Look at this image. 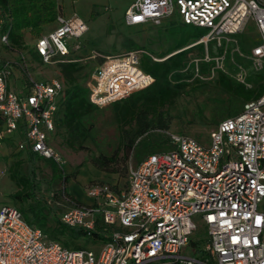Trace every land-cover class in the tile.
<instances>
[{"label":"built area","instance_id":"obj_1","mask_svg":"<svg viewBox=\"0 0 264 264\" xmlns=\"http://www.w3.org/2000/svg\"><path fill=\"white\" fill-rule=\"evenodd\" d=\"M174 15L206 32L183 51L216 43L223 49L214 59L217 74L222 71L246 87H251L247 69L236 64L229 73L225 61L228 43L253 24L258 42L245 59L256 72L264 71V0H136L125 22L129 27L160 24ZM55 23L52 33L34 42L36 64L78 61L71 53L81 44L73 41L83 37L87 25L77 14H60ZM10 31L0 15L5 48L11 45ZM146 54L131 50L104 57L89 87V101L103 109L152 85L154 78L141 68ZM15 67L29 73L25 62L0 63V140L21 131L20 151L30 150L64 168L66 160L52 143L65 84L28 77L17 92L10 87ZM171 140L172 150L130 168L127 185L119 192L111 183L95 180L86 188L91 206L61 213L62 225L83 231L80 242L91 241L83 250L52 239L20 209L1 207L0 264H264V94L220 122L207 142L187 135H172ZM99 221L105 242L94 243L92 232ZM198 234L204 236L198 239Z\"/></svg>","mask_w":264,"mask_h":264},{"label":"rangeland","instance_id":"obj_2","mask_svg":"<svg viewBox=\"0 0 264 264\" xmlns=\"http://www.w3.org/2000/svg\"><path fill=\"white\" fill-rule=\"evenodd\" d=\"M130 0H61L63 6L70 15L77 14L87 25V32L79 41L81 48L71 53V59L78 60L81 71L78 74V84L88 89L93 82L95 71L106 56L119 55L131 50H144L149 56L155 59L166 61L170 56L175 55L183 49L190 47L199 40H190L186 47L178 49L177 45L183 31L186 30L180 18L174 15L171 18L161 21L160 24H148L144 26L129 27L125 22L123 6ZM128 5V4H127ZM94 16L92 17V13ZM195 32V31H194ZM36 37L26 35L25 48L20 53L9 52L0 43V63H27L26 75L19 68L15 67V74L10 79L11 89L21 92L24 81L28 77L35 80L60 79L61 65L42 66L35 63L34 46ZM258 42V33L253 24L248 29L232 38L228 43V55L230 67L226 68L229 73L236 71V64L240 59L250 55L252 47ZM204 47V62H210L208 46ZM24 55L25 59H22ZM203 55L201 46H194L189 50V64L200 63ZM246 60V59H245ZM233 61L235 64H233ZM250 62L249 60H247ZM240 64V63H239ZM248 64V63H246ZM245 64V65H246ZM244 65V66H245ZM246 68V67H245ZM214 72L202 76L197 72L192 80L185 82L184 87L179 89V95L173 105L165 108V116L170 120L169 130L164 133L167 137L172 135L192 136L199 141L207 142L211 132L223 120L239 115L244 106L234 97L224 93L216 84L217 62L212 67ZM94 131L92 139L85 145L82 151H74L64 144L66 132L59 129L57 136L53 137V146L56 147L66 160L64 168L59 167L53 161L39 158L35 163L36 179L40 182L37 191V199L30 200L23 204L18 203L12 195L18 190L17 185L10 179L8 168L16 160L21 159L17 147L10 149L7 157H0V206H11L20 209L26 220L37 224L44 229L52 238L58 217L67 210L69 205L60 202L57 194L65 184L60 177L74 175L82 172L89 180L98 179L102 181H117L125 186L127 183L130 168L139 166L145 156L139 159L132 152L127 158L124 152L119 153L118 161L108 167L98 168L95 160L99 156H113L121 146L120 126L114 118L112 105L103 108L93 119ZM151 135L158 134L155 131ZM30 165L27 158L23 159L22 172L29 174ZM86 187V186H85ZM84 187V188H85ZM54 196L56 198H54ZM42 211L47 217L45 226L33 220V213ZM49 209L53 214H48ZM204 235L198 234L201 239ZM90 247V243H87Z\"/></svg>","mask_w":264,"mask_h":264},{"label":"trees","instance_id":"obj_3","mask_svg":"<svg viewBox=\"0 0 264 264\" xmlns=\"http://www.w3.org/2000/svg\"><path fill=\"white\" fill-rule=\"evenodd\" d=\"M60 14H62V10L59 0H0V15L5 17L11 25L9 34L11 45L6 49L9 52L21 51L22 48L26 47L27 34L36 38L40 37L44 28L55 23ZM91 16H94V12ZM182 25L186 27V30L180 35L178 49L186 47L190 40L197 41L206 34L201 29L192 28L183 23ZM197 46L203 48V55L200 57V63L198 64H189L187 55L191 48L170 56L164 62H155L147 54L143 56L141 68L154 78V82L148 88L135 92L128 98L112 104L114 118L120 126L121 146L113 156L97 157L95 165L98 168L102 169L115 164L121 151L124 152L127 158L134 152L136 158L139 159L172 150L171 138L164 135L170 126V120L164 113L165 108L174 104L179 95V89L186 85L185 82L192 80L197 72L202 76L209 75L215 65L214 59L223 54V49L217 48L216 43L210 42L208 44V54L213 60L204 62L203 44ZM34 59L37 60L36 55ZM239 63L243 66L248 63L244 67L248 71V82L251 87L238 83L222 71L217 74L215 82L224 93L234 97L244 106L264 94V71L256 72L252 68L251 62L245 59H240ZM225 66L226 68L231 66L228 58L225 61ZM61 67L65 90L60 100L55 124L57 132L59 129L66 132L65 146L74 151H82L92 139L93 119L101 109L89 101V90L78 84V74L81 71V66L76 62H72L62 64ZM151 131L158 134L151 135ZM38 159L39 157L35 153H30L28 175L22 172V160H18L8 168L10 179L18 187L12 198L20 204L37 199L40 182L36 179L35 163ZM72 176L74 175L60 177V180L66 185ZM98 181L104 183L108 180ZM113 189L115 190L114 187ZM56 195L60 202L70 207L82 206L66 193L65 187ZM55 196L54 198H56ZM31 213H33V220L38 224L43 226L47 224V217L42 214V211L37 212L32 208ZM48 214H53V210L49 209ZM28 222L38 226L33 222ZM52 231V239L62 242L73 250H83L87 247V243L91 242L89 240L85 243L80 242V238L84 236L83 231L62 225L59 217ZM92 234V242H105V231L101 221L98 222L96 230Z\"/></svg>","mask_w":264,"mask_h":264},{"label":"crops","instance_id":"obj_4","mask_svg":"<svg viewBox=\"0 0 264 264\" xmlns=\"http://www.w3.org/2000/svg\"><path fill=\"white\" fill-rule=\"evenodd\" d=\"M135 1L136 0H130L129 3H127L128 5L126 4L125 6H123V8H121V10H123L124 13H126L127 9ZM59 3L61 5L62 14L65 16H71L69 14L68 10L63 6V3L61 2V0H59ZM124 16H125V14H124ZM56 28H57L56 23H53L49 26H46L43 30V34L52 33ZM2 129H3V122L0 119V130H2ZM22 140H23V133L21 131H17L11 135H6L3 139L0 140V157L9 156L10 149H12V147L18 148V145ZM18 151H19V153H21V157H20L21 159H18V160L23 161L24 158H27V160L29 159V155L31 153L30 150L20 151L18 148ZM39 158H41V157H39ZM18 160H16L15 162H17ZM94 180H98V179L89 180L82 172L74 174V176L69 178L68 182L66 183L65 191L69 196L73 197L74 200L76 202H78L79 204H81L83 206H91L93 204V200L87 195L86 188L91 183H93ZM107 182H110L112 185H114L116 192H119L121 189H123L126 186V185L122 186V185L118 184L117 181H114V182L107 181ZM1 207H3V206H0V209H1ZM68 207H70V206H68Z\"/></svg>","mask_w":264,"mask_h":264}]
</instances>
